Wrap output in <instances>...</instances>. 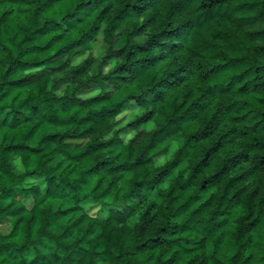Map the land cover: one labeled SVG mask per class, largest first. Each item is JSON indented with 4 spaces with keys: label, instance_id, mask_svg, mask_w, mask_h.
<instances>
[{
    "label": "trees",
    "instance_id": "trees-1",
    "mask_svg": "<svg viewBox=\"0 0 264 264\" xmlns=\"http://www.w3.org/2000/svg\"><path fill=\"white\" fill-rule=\"evenodd\" d=\"M1 6L0 264H264V0Z\"/></svg>",
    "mask_w": 264,
    "mask_h": 264
},
{
    "label": "rangeland",
    "instance_id": "rangeland-1",
    "mask_svg": "<svg viewBox=\"0 0 264 264\" xmlns=\"http://www.w3.org/2000/svg\"><path fill=\"white\" fill-rule=\"evenodd\" d=\"M5 9V6H1L0 7V14H1V12L3 11ZM59 164H60V160L58 159V160H56L54 163H53V166L54 167H57L58 169L60 168V166H59ZM62 206H66L65 204H63ZM62 224H56L55 226H54V230L56 231V232H60L62 229ZM7 229L8 228H6V227H1L0 228V230H1V232L2 233H6V231H7ZM51 249H53V245L51 244V243H49V244H47V247L46 248H43V251H49V250H51Z\"/></svg>",
    "mask_w": 264,
    "mask_h": 264
}]
</instances>
